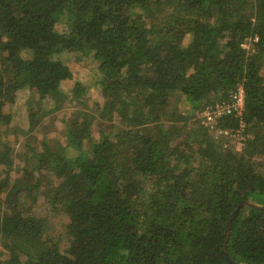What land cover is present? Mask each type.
<instances>
[{
    "label": "trees",
    "instance_id": "16d2710c",
    "mask_svg": "<svg viewBox=\"0 0 264 264\" xmlns=\"http://www.w3.org/2000/svg\"><path fill=\"white\" fill-rule=\"evenodd\" d=\"M67 53L93 54L97 77L64 91ZM263 71L264 0H0V131L22 90L77 108L31 168L0 145V264H264V208H240L224 250L239 204L264 205ZM238 85L242 115L212 128L204 113ZM241 119L224 148L215 130Z\"/></svg>",
    "mask_w": 264,
    "mask_h": 264
},
{
    "label": "rangeland",
    "instance_id": "374dc122",
    "mask_svg": "<svg viewBox=\"0 0 264 264\" xmlns=\"http://www.w3.org/2000/svg\"><path fill=\"white\" fill-rule=\"evenodd\" d=\"M62 23L59 28L62 29L64 26ZM66 59L69 66L73 71V79L70 80L66 85L63 86V90L67 91L70 89L73 82L76 80L90 81L94 80L97 75L96 71L99 67V62L96 60L93 54H76L67 53ZM264 74V71H263ZM89 95L92 97L91 100H99L101 97L98 95L96 89L90 90ZM75 102H71L64 108L58 111L50 112L48 111V104H38L35 95L27 90L19 91V97L15 104L10 105V112L13 115V121L10 126L2 127L0 131V145L5 142L11 146L13 150V157L16 167L25 166L31 168L35 165L36 157L35 153L39 152L43 147L44 143L48 142L51 145H55L56 141H63L66 139L67 133V120H69L76 111ZM45 109H47L45 111ZM39 111L44 115L41 123L35 128L30 129V111ZM95 137L98 136V128L94 131ZM248 136V135H247ZM244 138H246L244 136ZM236 137H228V139H223V147H241L242 141ZM0 171H3V167L0 166ZM17 173V177L21 175L22 172H13V176ZM45 182V181H44ZM36 213L42 217H48L51 224V229L60 234L63 241V247H66L68 242L67 232H63L64 223L67 221L66 217L60 215H54L51 211V206L41 195L39 202L36 207ZM5 252L3 247H0V259H4Z\"/></svg>",
    "mask_w": 264,
    "mask_h": 264
},
{
    "label": "built area",
    "instance_id": "2783aa9c",
    "mask_svg": "<svg viewBox=\"0 0 264 264\" xmlns=\"http://www.w3.org/2000/svg\"><path fill=\"white\" fill-rule=\"evenodd\" d=\"M257 40V38H256ZM233 100L231 102H224L217 104L214 109L210 111H206L204 115L207 116V121L212 123L211 127L215 128L214 123L217 117H221L226 114L235 113L236 115H242V111L245 105V91L242 85L237 86V90L232 94ZM243 119L240 121V128L237 129L236 133H230L227 129H217L215 130L218 135L224 134L228 135L229 137H236L240 139L239 141L244 140V129L245 123L242 122Z\"/></svg>",
    "mask_w": 264,
    "mask_h": 264
},
{
    "label": "water",
    "instance_id": "95a60500",
    "mask_svg": "<svg viewBox=\"0 0 264 264\" xmlns=\"http://www.w3.org/2000/svg\"><path fill=\"white\" fill-rule=\"evenodd\" d=\"M245 205H251V206H255V207H259V208H264V205L258 204V203L254 202L252 200H245L241 204H239V206L235 209V211H234V213L232 215V218L228 222V225H227V229H226V241H225V244H224L225 253H226V244H227V241H228V239L230 237V234H231L232 221L237 216L240 208L243 207V206H245Z\"/></svg>",
    "mask_w": 264,
    "mask_h": 264
}]
</instances>
